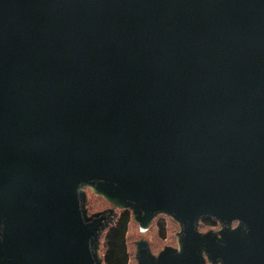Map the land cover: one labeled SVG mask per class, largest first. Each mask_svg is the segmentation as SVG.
I'll return each mask as SVG.
<instances>
[{
	"label": "water",
	"instance_id": "1",
	"mask_svg": "<svg viewBox=\"0 0 264 264\" xmlns=\"http://www.w3.org/2000/svg\"><path fill=\"white\" fill-rule=\"evenodd\" d=\"M86 185L264 264V0H0V264H102Z\"/></svg>",
	"mask_w": 264,
	"mask_h": 264
},
{
	"label": "rangeland",
	"instance_id": "2",
	"mask_svg": "<svg viewBox=\"0 0 264 264\" xmlns=\"http://www.w3.org/2000/svg\"><path fill=\"white\" fill-rule=\"evenodd\" d=\"M84 194V205L88 217H94L99 214L112 212V220L109 225L104 229L100 241L97 245L98 257L102 264H105V234L107 230L115 224L119 216L124 211H129L131 214V221L129 225V231L127 234V244L130 254L129 264H139L137 258L139 243L146 241L149 244L151 254L158 258L166 248H174L179 251V254L184 253L185 245L182 242L185 239L183 234V226L172 215L167 213H159L152 218L137 217L133 211V208L128 204H121L116 201L113 196L115 193L101 190L95 185H86L82 189ZM206 219L214 220V225L204 224ZM234 227H237L240 222L234 221ZM164 223L165 228L162 230L161 224ZM223 224L213 218L203 219L198 227L199 234V247L204 259L203 264H214L208 259V256L203 248V242L208 232L212 231L221 236L223 230Z\"/></svg>",
	"mask_w": 264,
	"mask_h": 264
},
{
	"label": "trees",
	"instance_id": "3",
	"mask_svg": "<svg viewBox=\"0 0 264 264\" xmlns=\"http://www.w3.org/2000/svg\"><path fill=\"white\" fill-rule=\"evenodd\" d=\"M131 221L129 211H124L118 220L112 225L105 234V264H129L130 254L127 244V234ZM204 224L214 225V220L206 219ZM164 230V223L161 224Z\"/></svg>",
	"mask_w": 264,
	"mask_h": 264
},
{
	"label": "flooded vegetation",
	"instance_id": "4",
	"mask_svg": "<svg viewBox=\"0 0 264 264\" xmlns=\"http://www.w3.org/2000/svg\"><path fill=\"white\" fill-rule=\"evenodd\" d=\"M202 220H203V219H202ZM202 220H201V221H202ZM201 221H200V222H201Z\"/></svg>",
	"mask_w": 264,
	"mask_h": 264
}]
</instances>
